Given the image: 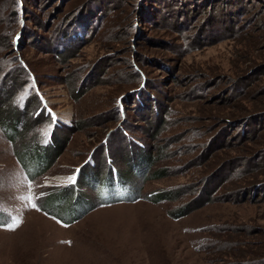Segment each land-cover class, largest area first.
I'll use <instances>...</instances> for the list:
<instances>
[{
    "label": "rangeland",
    "instance_id": "obj_1",
    "mask_svg": "<svg viewBox=\"0 0 264 264\" xmlns=\"http://www.w3.org/2000/svg\"><path fill=\"white\" fill-rule=\"evenodd\" d=\"M0 101L68 138L31 180L0 128V264H264V0H0Z\"/></svg>",
    "mask_w": 264,
    "mask_h": 264
},
{
    "label": "trees",
    "instance_id": "obj_2",
    "mask_svg": "<svg viewBox=\"0 0 264 264\" xmlns=\"http://www.w3.org/2000/svg\"><path fill=\"white\" fill-rule=\"evenodd\" d=\"M173 5H170L169 12L173 10L172 8L174 7ZM181 9H183V11L187 12L188 14V11L193 9V6L191 7L189 3L186 7H182ZM83 18L84 17L82 16L76 19V23L79 24V26L81 27L83 25H84L83 27H87L86 25H87L88 20L87 19L85 20ZM4 105L5 103H1L0 101V128L3 134L5 135V137L9 141H11V143L13 144L14 154L18 162L20 163L24 171L28 173L29 175L44 172L56 161V159L62 153L63 149L65 148L67 144L68 138L65 136H61V135L60 136L54 135L52 137V134H51L52 132H51L49 135H45V137H43L44 138L43 141L42 139H39V140L37 139V140H32V142H29V143L24 142L23 144L19 145L18 141L19 139H21L22 135L25 136V134L27 133L31 120L26 119L25 116L21 115L20 111L14 108L13 106L9 105L5 107ZM23 140L24 139H22V141ZM134 159L135 158L130 159L132 160V162H131V166L129 168L128 173H131V172L138 173V172H141V170H142L141 173H143L146 166L151 164V161L153 160L151 156H149L148 154H145L143 151L137 154L136 161ZM128 164L130 165V162H128ZM128 173L121 172V177L123 176L128 177L130 175ZM88 175H90V171L88 172ZM163 176H165V173L162 172V170H156L152 172L149 177L150 178L152 177L160 178ZM70 187L71 185H67L58 190H52L51 193L48 194V197L44 204V208L46 207L47 212L49 214H52V212L54 211L59 216H62L61 214L64 213L66 216L65 222H68V223L77 219L75 217L74 219L69 216H71V214L74 213L73 209L75 210L79 204V202H76L77 206L72 205L73 203L71 200H73V196H72ZM64 193H66V195H63ZM177 195L178 193L176 191L172 192V191L166 190V191H159L157 193H153L147 197H148V200H150L151 202L157 203L163 200L175 199ZM60 197H62L65 201H67V203H69L67 209H65L66 210L65 212H63V210H60V211L55 210V207L50 204L52 201L58 200V198L60 199ZM207 197L208 198L206 199V201H208L209 195H207ZM192 209L194 208L191 207V205L190 206L185 205V206L179 207L176 210L172 211L170 215L175 218L181 217L189 213ZM2 213L3 212L0 211V220L7 221L9 218H7V216H2ZM60 220H62L61 217H60Z\"/></svg>",
    "mask_w": 264,
    "mask_h": 264
},
{
    "label": "snow or ice",
    "instance_id": "obj_3",
    "mask_svg": "<svg viewBox=\"0 0 264 264\" xmlns=\"http://www.w3.org/2000/svg\"><path fill=\"white\" fill-rule=\"evenodd\" d=\"M26 95H27V92L23 93L22 96L18 98V100L22 102L23 97ZM49 113L51 116V120L45 130L46 135H49L51 133L52 127L58 122V117L54 113H51L50 110H49ZM76 172L78 173L79 169H77ZM76 179H77V176L73 174L72 176L67 178V183L74 184L76 182ZM101 195H103V193H101ZM32 207L36 208V204H32ZM10 219H11V222L0 220V226L6 227L8 230H13L21 223V221L18 218H10Z\"/></svg>",
    "mask_w": 264,
    "mask_h": 264
},
{
    "label": "crops",
    "instance_id": "obj_4",
    "mask_svg": "<svg viewBox=\"0 0 264 264\" xmlns=\"http://www.w3.org/2000/svg\"><path fill=\"white\" fill-rule=\"evenodd\" d=\"M6 139H7V138H6ZM8 141H9V140H8ZM9 142L11 143V141H9ZM11 144H12V143H11ZM12 145H13V144H12ZM13 153H14V149H13ZM14 156H15V154H14ZM15 158H16V156H15ZM16 160H17V158H16ZM17 162H18V160H17ZM18 163H19V162H18ZM53 164H54V163H53ZM53 164H52V165H53ZM19 165H20V163H19ZM52 165H51V166H52ZM51 166H50V167H51ZM20 167L22 168L21 165H20ZM50 167H49V168H50ZM22 169H23V168H22ZM47 170H48V169H47ZM23 171H24V169H23ZM45 171H46V170H45ZM45 171H44V172H45ZM24 172H25V171H24ZM42 173H43V172L38 173V174L29 175L28 173L25 172L26 176H27L29 179H31V180L34 179L35 177H37L38 175L42 174ZM69 185L72 186L73 184H69ZM66 186H67V185H66ZM50 193H51V192H50ZM46 197H48V195H47ZM45 201H46V198L44 199V201L42 202V204H40V203L38 204V208H39V210L42 211L43 213H45L46 215H47V214H48V215H51V216H53L54 218H56L57 220H59L60 222L64 223L66 217L63 218V217L59 216V215H58L56 212H54V211H53V212L51 211L52 214H49V213L47 212L46 207L44 208ZM76 211H78V210H76ZM88 212H89V211H88ZM85 213H87V211H86ZM60 217L62 218V220H60ZM76 221H77V220H76ZM76 221L73 220V221L70 222V223L65 222L64 224H65V225H70V227H71Z\"/></svg>",
    "mask_w": 264,
    "mask_h": 264
}]
</instances>
